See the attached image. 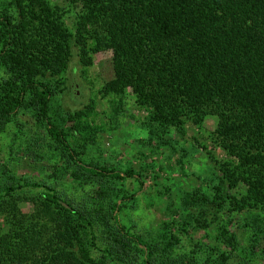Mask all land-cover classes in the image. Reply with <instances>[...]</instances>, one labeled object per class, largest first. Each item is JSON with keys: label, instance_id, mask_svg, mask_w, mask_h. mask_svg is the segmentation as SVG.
<instances>
[{"label": "trees", "instance_id": "obj_1", "mask_svg": "<svg viewBox=\"0 0 264 264\" xmlns=\"http://www.w3.org/2000/svg\"><path fill=\"white\" fill-rule=\"evenodd\" d=\"M70 2L82 4L74 34L46 0H9L0 12V135L10 124L23 135L19 120L41 131L27 152L33 149L34 163L47 164L52 172L44 173L46 180L18 181L0 166L5 226H0V264H228L233 259L220 249L195 250L198 244L177 255L187 221L163 224L159 235L148 239L120 225L119 183L142 176L84 163L50 117L72 41L82 50L89 45L94 55L112 52L113 78L99 94L130 92L151 126L182 132L186 124L201 128L205 119H216L211 141L231 160L226 178L239 181L245 194L228 198L218 186L213 196L188 192L179 203L189 221L210 204L239 215L240 231L264 264V0ZM76 86L70 81L71 96L78 99ZM86 111L67 115L69 122ZM30 192L35 197L22 196ZM28 202L31 215L20 210ZM222 245L237 251L236 236Z\"/></svg>", "mask_w": 264, "mask_h": 264}, {"label": "rangeland", "instance_id": "obj_2", "mask_svg": "<svg viewBox=\"0 0 264 264\" xmlns=\"http://www.w3.org/2000/svg\"><path fill=\"white\" fill-rule=\"evenodd\" d=\"M8 1L0 0V12ZM46 3L58 10L63 26L74 34L75 15L82 11V4H71L70 0H46ZM89 47L82 50L71 42L72 58L67 71L58 77L59 93L50 105V117L68 134L72 148L84 163L106 165L122 172L132 169L142 176L119 183L120 225L148 239L157 237L163 224L187 221L190 226L184 228L187 232L182 234L181 244L175 250L177 255L192 252L193 245L198 244L195 250L203 253L214 248L231 254L233 259L228 264H263L258 254H252L249 236H243L245 232L240 231L239 215L210 204L202 213L193 214L189 221L179 203L188 192L213 196L212 188L218 186L228 198L240 199L245 194L239 181L226 178L224 173L232 170L231 160L211 141L216 119H205L201 128L186 124L182 132L151 126L146 120L148 114L137 108L130 92L118 97L99 94L102 86L113 78L112 52L94 55ZM88 62L89 65H84ZM70 81L77 84L73 92L78 99L71 96ZM85 110L86 116L69 122L67 115ZM19 125H23V135L16 124H10L0 135V166H7L18 181L46 180L44 173H52L50 166L35 164L34 150L27 152L41 131L21 120ZM224 166L230 167L224 169ZM65 188L74 194L69 186ZM22 196L35 197V192ZM131 196L135 200L127 201ZM20 210L31 215L34 207L28 202L21 204ZM175 211L179 217H173ZM0 226L5 227L4 220ZM230 235L236 236L237 251L222 245Z\"/></svg>", "mask_w": 264, "mask_h": 264}, {"label": "water", "instance_id": "obj_3", "mask_svg": "<svg viewBox=\"0 0 264 264\" xmlns=\"http://www.w3.org/2000/svg\"><path fill=\"white\" fill-rule=\"evenodd\" d=\"M66 207V206H65Z\"/></svg>", "mask_w": 264, "mask_h": 264}]
</instances>
